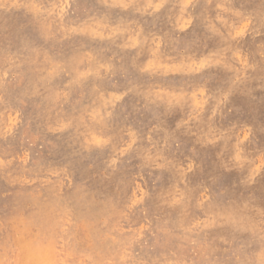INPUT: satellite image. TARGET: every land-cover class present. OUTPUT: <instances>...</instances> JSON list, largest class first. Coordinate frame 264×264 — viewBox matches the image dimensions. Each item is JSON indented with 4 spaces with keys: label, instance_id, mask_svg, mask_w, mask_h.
Wrapping results in <instances>:
<instances>
[{
    "label": "rangeland",
    "instance_id": "374dc122",
    "mask_svg": "<svg viewBox=\"0 0 264 264\" xmlns=\"http://www.w3.org/2000/svg\"><path fill=\"white\" fill-rule=\"evenodd\" d=\"M117 1L0 0V264H264V0Z\"/></svg>",
    "mask_w": 264,
    "mask_h": 264
},
{
    "label": "bare ground",
    "instance_id": "6f19581e",
    "mask_svg": "<svg viewBox=\"0 0 264 264\" xmlns=\"http://www.w3.org/2000/svg\"><path fill=\"white\" fill-rule=\"evenodd\" d=\"M114 1V0H113ZM119 2H120V0H118ZM117 1V2H118ZM131 1V0H130ZM104 2V1H103ZM112 2V1H111ZM132 2V1H131ZM99 3H102V2H99ZM116 3V2H115ZM105 4V3H104ZM108 4V3H107ZM109 4H111V3H109ZM119 4V3H118ZM121 4V3H120ZM111 5H113V4H111ZM110 5V7H112ZM115 5V4H114ZM102 15V14H101ZM100 26V25H99ZM140 29V28H139ZM91 30V29H90ZM141 30V29H140ZM92 31H93V29H92ZM25 32L26 33H28L29 32V29L27 28L26 30H25ZM91 32V31H90ZM99 32V31H98ZM120 32V31H119ZM21 33L23 34V31H21ZM121 33V32H120ZM137 33V32H136ZM90 34V33H89ZM92 34V33H91ZM114 34V33H113ZM97 35V34H96ZM111 35V34H110ZM137 35V34H136ZM94 36H95V34H94ZM98 36V35H97ZM98 37H100V36H98ZM94 38V37H93ZM109 38V37H108ZM138 40V39H137ZM135 41V40H134ZM135 43V42H134ZM138 44V43H137ZM82 46V45H81ZM15 60V59H14ZM18 61V60H17ZM149 63V62H148ZM14 65V64H13ZM90 72V71H89ZM88 72V73H89ZM88 73H86V75L88 74ZM12 74V73H11ZM83 74H85V72L83 73ZM81 76L83 77V75L81 74ZM1 82H2V80H1ZM10 85V84H9ZM13 86V85H12ZM82 94V93H81ZM77 103V102H76ZM171 103V102H170ZM169 106V105H168ZM174 106V105H173ZM13 117V116H12ZM9 121H10V119H9ZM8 121V122H9ZM7 122V123H8ZM14 122V121H13ZM12 122V123H13ZM10 132V131H9ZM1 136V135H0ZM93 138V137H92ZM98 142V141H97ZM45 146V145H44ZM112 160V159H111ZM111 162V161H110ZM25 201V200H24ZM17 215V214H16ZM21 218V217H20ZM59 218V217H58ZM28 219V218H27ZM8 220V219H7ZM31 227V226H30ZM88 230V229H87ZM38 238V237H37ZM21 243L23 244L22 245V248H21V251H22V253H23V256H24V261H23V264H25L26 263V261H27V259H28V261H29V263L28 264H40L39 262H38V260H37V254L36 253H34L35 252V246L33 247L32 245H33V243L31 242V240H26V237H23L22 239H21ZM50 243V242H49ZM36 246H37V244H36ZM39 246V245H38ZM19 260V259H18ZM21 261V260H20ZM17 262V261H16ZM47 264V263H46ZM55 264V263H54Z\"/></svg>",
    "mask_w": 264,
    "mask_h": 264
},
{
    "label": "clouds",
    "instance_id": "9594fccd",
    "mask_svg": "<svg viewBox=\"0 0 264 264\" xmlns=\"http://www.w3.org/2000/svg\"><path fill=\"white\" fill-rule=\"evenodd\" d=\"M188 4L192 3V0H187ZM239 35V33H237ZM237 85V81H232L231 86H225L224 91L220 94L219 97H213V96H207L204 98L203 103H208L209 100L215 99L216 100V108L219 109L220 106L227 102L228 95L231 93L232 88ZM203 110V104L197 105L194 111H196V114L199 115L200 111ZM217 113L214 111L213 116H215ZM205 143L211 144L215 143V140H208L205 139ZM115 163V161H113ZM189 171H191V168H189Z\"/></svg>",
    "mask_w": 264,
    "mask_h": 264
}]
</instances>
